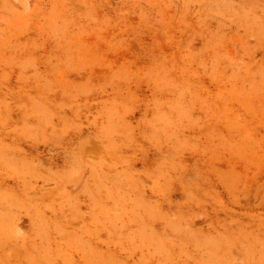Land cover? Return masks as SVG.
<instances>
[{"label":"rangeland","instance_id":"rangeland-1","mask_svg":"<svg viewBox=\"0 0 264 264\" xmlns=\"http://www.w3.org/2000/svg\"><path fill=\"white\" fill-rule=\"evenodd\" d=\"M0 264H264V0H0Z\"/></svg>","mask_w":264,"mask_h":264}]
</instances>
